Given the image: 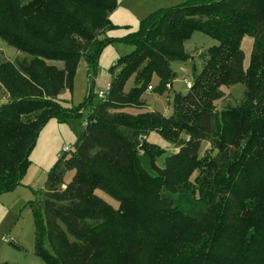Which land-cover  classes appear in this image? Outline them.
<instances>
[{"label": "trees", "instance_id": "trees-1", "mask_svg": "<svg viewBox=\"0 0 264 264\" xmlns=\"http://www.w3.org/2000/svg\"><path fill=\"white\" fill-rule=\"evenodd\" d=\"M5 1L0 38L29 57L5 68V85L23 87L0 105V194L20 184L50 118L91 107L36 200L35 254L45 264H264V0H186L152 14L125 39L133 49L111 67L118 70L108 95L74 108L58 95L70 89L80 56L95 70L120 0ZM194 32L217 44L171 113L123 111L153 76L158 94L171 91L170 63L187 60L184 43ZM245 35L253 39L246 68ZM236 83L244 85L240 103L216 110L220 87ZM149 132L177 150L159 163L164 150L142 140ZM207 142L215 153L202 151Z\"/></svg>", "mask_w": 264, "mask_h": 264}, {"label": "rangeland", "instance_id": "rangeland-1", "mask_svg": "<svg viewBox=\"0 0 264 264\" xmlns=\"http://www.w3.org/2000/svg\"><path fill=\"white\" fill-rule=\"evenodd\" d=\"M184 1L186 0H120L117 7L109 14L111 27L104 33V36L112 41L101 48L95 70L88 68L83 56L79 57L70 89H63L58 95L61 103L67 107H80L87 102V97L91 94H93L92 102L96 103L97 91L106 90L112 76L118 70L116 67L111 72V67L117 63L119 57L130 53L133 49L125 39L138 32L142 21L151 17L152 14ZM0 4L3 12L10 10L9 1L0 0ZM216 44V40L201 32H194L184 43L187 60L170 63L175 73L174 80L167 85L168 88L171 87V91L158 94L155 86L157 78L153 76L149 82L152 89L150 91L145 89L137 101L138 104L123 111L134 115L145 113L146 111L142 109L164 115L171 113V101L178 93L183 94L187 91L185 82L193 83L194 77L202 68L203 55L210 46ZM252 45L251 37L245 35L241 38L240 49L243 53L244 68L249 64ZM28 55L6 45L0 38V105L7 102L10 97L18 95L23 87L12 82L9 86L5 85L9 77V73L5 71V68L8 69L6 65L10 66L13 62ZM57 65L61 64L57 63ZM132 85V79H127L124 91H128ZM220 91L223 92V96L215 102L216 110H221L226 106H237L243 97L244 85L241 83L223 85ZM138 106L142 109L138 110ZM80 111L81 113L76 115L52 117L43 125L30 150L29 164L20 184L0 194V264H45L34 251V211L38 209L36 200L43 190L49 169L63 153L62 146H69L71 151L74 149V143L83 130L84 121L91 107L89 106V109L83 107ZM142 140L154 143L164 150V154L157 158L158 162L172 152L173 145L156 132L143 135ZM202 151H207L209 154L215 153L214 147L208 142L204 143ZM72 175L73 172L67 173L64 177L65 182L69 181ZM27 176L28 181H26ZM95 193L114 208L118 206V202L102 190L96 189Z\"/></svg>", "mask_w": 264, "mask_h": 264}, {"label": "built area", "instance_id": "built-area-1", "mask_svg": "<svg viewBox=\"0 0 264 264\" xmlns=\"http://www.w3.org/2000/svg\"><path fill=\"white\" fill-rule=\"evenodd\" d=\"M186 84V88H190L191 87V85H192V83L191 82H189V81H186L185 82ZM152 89V87L149 85L148 87H147V90L148 91H150ZM108 93H109V87L106 89V90H104V91H102V90H99V91H97V97L98 98H100V99H104L107 95H108ZM177 149L176 148H173L172 149V152H175ZM71 151V149H70V147L69 146H66V145H63L62 146V152H64V153H66V152H70ZM142 152V151H141Z\"/></svg>", "mask_w": 264, "mask_h": 264}, {"label": "crops", "instance_id": "crops-1", "mask_svg": "<svg viewBox=\"0 0 264 264\" xmlns=\"http://www.w3.org/2000/svg\"><path fill=\"white\" fill-rule=\"evenodd\" d=\"M169 114H170V113H168L167 115H169ZM27 178H28V179H27L26 181H28V180H29V177H28V176H27Z\"/></svg>", "mask_w": 264, "mask_h": 264}]
</instances>
